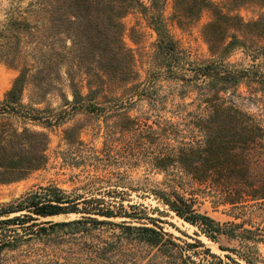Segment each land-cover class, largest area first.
<instances>
[{"label":"trees","instance_id":"obj_1","mask_svg":"<svg viewBox=\"0 0 264 264\" xmlns=\"http://www.w3.org/2000/svg\"><path fill=\"white\" fill-rule=\"evenodd\" d=\"M21 1L10 0L0 19V60L20 66L19 75L0 101V185L23 180L46 165L48 136L27 125L50 126L54 118L56 122L60 118L22 101L30 78L32 83L44 80L40 76L44 63L38 59L39 67L31 70L25 64L22 39L31 37L32 31L45 33L53 23L59 28L69 25L74 41L99 39L104 60L98 89L92 87L91 78L83 96L70 80L73 99L67 104L71 110L93 113L100 105L96 101L100 90L123 91L120 97H101L104 106L113 104L116 110L141 100L149 102L147 117H122L125 127L121 132L136 135L134 144L127 141L112 156L114 140L107 134L108 160L127 169L141 164L165 174V189L152 190L156 199L211 241L226 237L236 241L237 247H220L229 252L223 259L199 240L179 245L160 227L138 222L155 219L129 213L124 205L128 192L118 185L88 189L85 195L75 196L49 185L0 207V264H199L195 257L201 264H257L254 244L264 240V63L256 61L259 55L264 57V45L249 51L253 62L249 67L227 62L234 49L247 48L246 41L231 32L249 27L234 14L242 1L226 0L219 5L209 0H172L170 19L163 15L167 0H151L149 6L141 0H36L27 6ZM134 11L148 19L157 40L148 77L129 88L138 73L123 42V19ZM204 11L213 16L202 31L213 58L198 62L179 46L167 21H175L183 30ZM262 23L264 17L252 27ZM162 79L178 84L183 96L190 89L197 93L194 109L178 112L181 121L159 115L156 83ZM241 86L246 89L244 96L239 93ZM235 97L250 101L257 111L242 109ZM196 195L209 197L214 207H230L232 217L242 221H215L195 208ZM69 214L81 216L71 221H42ZM110 218L139 224L107 220ZM33 241L40 244L29 245Z\"/></svg>","mask_w":264,"mask_h":264},{"label":"rangeland","instance_id":"obj_2","mask_svg":"<svg viewBox=\"0 0 264 264\" xmlns=\"http://www.w3.org/2000/svg\"><path fill=\"white\" fill-rule=\"evenodd\" d=\"M31 1L36 0H22L21 3L23 6H27ZM141 1L145 6H149L151 2V0ZM209 1L222 5L226 0ZM240 1H242L240 6H235L234 14L239 15L249 27L239 32L237 30H231V32L245 40L247 48L234 49L227 58V62L237 67H249L253 64L249 51L264 45V23L261 27H252L255 22L264 17V0ZM9 3L10 0H0V16L3 18L9 8ZM172 13L173 1L167 0L163 9L164 18L170 19ZM51 16L48 15L45 18ZM55 17L57 15H53V18ZM212 20V14L209 11H204L197 21L183 30L178 27L175 21L168 20L167 24L171 35L179 43V46L191 55L192 60L207 62L213 57L203 38L202 31ZM123 24L125 29L123 42L134 57L138 73L136 81L129 85V88H132L133 85L143 83L152 69L151 56L157 35L148 23V19L140 11H134L127 15L123 19ZM43 32L45 33L40 35L32 31L31 37L22 39L21 48H23L20 50L25 57L24 61L27 67L30 70L39 67L38 59L40 63H44V70L40 75L44 80L32 83L30 78L23 92L22 101L25 105L52 112L60 118L57 122L54 118L53 124L50 126L39 123L27 125L31 130L43 132L48 136L47 163L43 168L31 173L23 180L0 185V207L8 206L29 191L49 185L56 186L66 194L73 196L85 195L88 189H107L118 185L120 190L128 192L124 205L129 213L155 219V222L149 219H142L138 222L145 223L150 227H160L163 232L172 235L179 245L195 244L196 240H199L212 253L224 259V256L229 252L223 251L220 247H237L236 241H230L226 237H220L217 242L211 241L202 235L196 227L169 212L167 207L156 199L152 190L165 189V174L160 171H151L141 164L130 169L122 165L115 166L113 160L110 161L106 157V154L109 153L106 149L107 134L113 136L112 140H114L110 149L112 156H114V152L122 149L127 141L133 143L136 140V135L133 133L121 132V128L125 127V125H121L124 123L122 117H147L148 101L141 100L131 107L116 110V106L113 104L104 106V100L101 97H120L123 95V91L110 89L108 92L100 90L96 96V101L100 102V105L95 108L93 113L71 110V107L68 106L67 102L73 99L70 80L76 84L83 96L87 95V82L91 78L93 80L92 87L98 89L97 85L104 61L100 40L94 38L74 41L73 28H69V25L59 28L53 23L51 29ZM256 63H264V57L259 55ZM17 64L14 62L10 65L0 60V101L3 100L4 95L10 90L19 75L20 66ZM34 73L33 70L29 72V75L32 76ZM156 89L160 97L157 103L160 116L170 118L172 121H181L179 111L194 109L193 101L197 98L195 89L188 90L184 97L181 95L182 92L178 84L163 79L157 81ZM239 93L243 96L246 94L244 86L239 88ZM235 101L246 111L252 113L257 111V106L250 101L240 97H235ZM179 106L186 107V109H178ZM64 112L66 113L63 114ZM94 193L99 194L98 192ZM185 196L191 198L190 195ZM194 197L195 208L202 213H207L215 221L225 223L235 220L232 217L233 213L229 211L230 207H214L209 197L202 195ZM129 205H135L136 208H129ZM158 211H162L164 214ZM80 216L77 214L58 215L42 219V221H71ZM97 218L106 219L104 217ZM107 220L114 222L126 220L133 222L134 225L139 224L136 220L124 218ZM241 221V219L235 220L237 223ZM31 244H40V242L33 241L29 243V245ZM23 246L25 247L27 244ZM254 251L258 258L257 264H264V240L254 244ZM187 253L191 254L192 251ZM192 256L194 255L192 254ZM232 256L237 258L234 254ZM195 259L201 264L198 258L195 257ZM241 262L243 263V261Z\"/></svg>","mask_w":264,"mask_h":264},{"label":"clouds","instance_id":"obj_3","mask_svg":"<svg viewBox=\"0 0 264 264\" xmlns=\"http://www.w3.org/2000/svg\"><path fill=\"white\" fill-rule=\"evenodd\" d=\"M0 19H3V17H2V16H0Z\"/></svg>","mask_w":264,"mask_h":264}]
</instances>
